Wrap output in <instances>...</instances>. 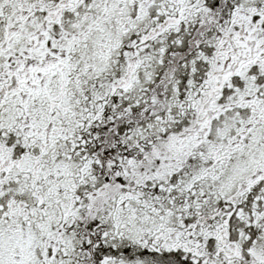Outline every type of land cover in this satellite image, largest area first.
<instances>
[{
  "label": "flooded vegetation",
  "instance_id": "obj_1",
  "mask_svg": "<svg viewBox=\"0 0 264 264\" xmlns=\"http://www.w3.org/2000/svg\"><path fill=\"white\" fill-rule=\"evenodd\" d=\"M235 7L233 0H0V193L37 194L18 201L20 211L0 202V232L20 234L21 243L0 252V264H113L117 255L123 264H264V44L243 41L259 21ZM212 124L219 138L210 136ZM146 130L171 137L146 143ZM186 140L181 159L175 146ZM79 144L91 152L73 180L60 181L47 164ZM147 144L176 178L173 221L149 248L129 239L113 255L109 236L99 239L96 222L81 219L84 193L119 184L132 167L144 174ZM162 149H172L169 160ZM246 158L250 171L232 179ZM52 209L62 241L55 250L40 243L33 260L29 232H42ZM64 239L80 245L62 249Z\"/></svg>",
  "mask_w": 264,
  "mask_h": 264
},
{
  "label": "rangeland",
  "instance_id": "obj_2",
  "mask_svg": "<svg viewBox=\"0 0 264 264\" xmlns=\"http://www.w3.org/2000/svg\"><path fill=\"white\" fill-rule=\"evenodd\" d=\"M240 8L246 11V13L250 16H254L258 18V21L260 22V25L257 30L252 31V33H243L241 37L243 38V41H248L250 44L251 42H256L257 44L261 42L264 44V29H262L261 24L264 22V0H240L239 6L235 9ZM264 47V46H263ZM105 58H102L101 64L104 63ZM95 61V60H92ZM90 64L95 63L89 61ZM106 63V62H105ZM99 65V63H98ZM98 66L101 71L105 70L106 72L109 70L107 67ZM217 84V81H212L210 85V91L211 89H214V86ZM248 84V83H247ZM249 90H252L251 87L248 88ZM88 90V97L89 96H97L99 93L95 91V93H91L89 89ZM154 124L157 123V119L153 120ZM214 124H212L213 126ZM220 126L214 125L213 129H216V131H213L210 133V129L207 132V136L210 133V136L213 138H219V129ZM184 129H181L178 131V134L182 133ZM218 132V133H217ZM67 134H70V132H65V137ZM180 137H186V131L178 136ZM186 139V138H184ZM183 139V140H184ZM187 140L184 142H179L178 145L175 146V148L180 149L179 155L186 154L187 149ZM169 146V145H168ZM93 146L90 145H84L82 144L73 145L67 150L66 152H63V157L60 156V152L57 150L56 155L54 156V160L50 162V165L47 164L50 167V170H52L53 173H55L58 176V179L61 181L62 178H65L67 175L72 180L74 179V176L78 175V171L81 167L80 162H82L84 159V156L89 155L91 152ZM166 148V146L162 147ZM50 147H46L45 151L43 153L46 154L47 151H49ZM75 149V152H74ZM169 150V149H168ZM170 153H172V149L169 151H166L165 149H162V154H165L166 160L170 159ZM48 154V153H47ZM46 154V155H47ZM61 154V155H62ZM152 156L150 157L149 161L146 162V166L144 168V174L141 173V169L139 167H132L130 168V173L128 174V177H120V183H114L110 184V186L105 189L104 191L99 190L97 192H85L83 200L85 201V205L82 210V221H86L89 223V221L96 222V230H98L100 227L104 229L102 232L103 235L107 234L109 236L110 241H112V247L117 248L121 245L127 243L129 239H131V243L138 244L137 246H140V249H143V247L149 248L150 242L148 239H152L158 231L161 229V225L166 228H170L173 218V210H170V205H177V202L173 199L172 196L173 193L170 190H174L173 188V182L176 179L170 172H166V169L168 167L167 162H157L155 163V156L157 153L154 154L152 151L150 153ZM79 156L81 159L76 160V158L72 156ZM70 156V157H69ZM52 158V156H51ZM252 167V161H250V158H246L243 160L240 164H238L234 168L233 174H230V177L234 180H240L239 177L242 174H246L250 171V168ZM70 172V173H69ZM85 175V174H84ZM97 175V174H96ZM89 176V174H88ZM180 178V177H178ZM124 179V182L121 180ZM230 178L227 177L226 180ZM152 184V186H148V188H145L144 186L146 183ZM143 186L145 190L153 191L151 198L146 201V197L141 194L142 191H140V186ZM3 190V189H2ZM4 192L0 193V198H5L4 200H1L0 202L7 201V205L10 202H15V211H20L21 207L19 208L18 201L21 200H27L28 198H36L37 194L31 193L30 194H23V193H17L16 192H7L3 190ZM51 194V193H50ZM48 195L51 199L49 201H54L55 196L52 197V195ZM30 196V197H29ZM117 196L116 198L112 199L113 197ZM183 196V195H182ZM119 200V203H118ZM141 200V202H140ZM22 202V201H21ZM63 201L59 203L61 205ZM168 203V204H167ZM20 204V203H19ZM119 204L121 205H132L134 207V212L129 210L128 206H125L123 208L119 207ZM10 205V204H9ZM12 205V204H11ZM97 205V209H94V207ZM107 205H115L114 208L111 210L110 213V223L107 228L109 229V232L107 233L104 228V223L107 219ZM142 205H144V211L145 218H143V214H140L142 212ZM110 207V206H109ZM159 207H163V210L157 209ZM91 208V209H90ZM5 210V208H0ZM26 209V208H25ZM80 210V209H78ZM100 210V211H99ZM109 212V211H108ZM120 222L118 219V215L120 214ZM21 213H25V210H22ZM31 211L29 212V217H31ZM137 214V219L140 221L135 220ZM7 216V213L5 214ZM54 215V210H50L49 214L43 215V231L42 232H35L31 233L29 232V243L32 246V259L34 260L36 253L35 250L40 245V243L49 244V249L55 250L57 249V243H61L63 238V230L62 226L58 230H56L52 224L54 219L51 217ZM155 217L159 221L156 223L154 222ZM106 228V229H107ZM162 231H160L161 233ZM10 235V236H9ZM45 238V239H44ZM44 240L46 242H44ZM65 245L62 249H68L72 250L75 249L76 246L80 245V242H74L71 240L66 241ZM119 240V241H118ZM129 241V242H130ZM20 243V234L18 235L16 232L13 233H7L4 231V229L0 232V252L10 250V245ZM130 243V246L132 244ZM21 244V243H20ZM128 244V243H127ZM125 244V246L127 245ZM72 248V249H71ZM3 252V254L5 253ZM113 254V251H112ZM118 258L113 260V264H123L124 258L120 255H117ZM74 262V261H73ZM100 264H105L104 260H100ZM110 264V263H108ZM143 264V263H142ZM147 264V263H145Z\"/></svg>",
  "mask_w": 264,
  "mask_h": 264
},
{
  "label": "trees",
  "instance_id": "obj_3",
  "mask_svg": "<svg viewBox=\"0 0 264 264\" xmlns=\"http://www.w3.org/2000/svg\"><path fill=\"white\" fill-rule=\"evenodd\" d=\"M227 1V4H229L232 0H226ZM234 2H236V0H233ZM226 9H229L228 7L226 8ZM263 28H264V25H263ZM147 130H148V128H147ZM146 130V131H147ZM131 133H132V131H131ZM156 136H162V137H171V135H170V131L169 130H166L165 132H163L162 134H158L155 130H152L151 132H148L147 131V133H146V137L148 138L147 140L148 141H146V143L147 142H150V143H153V139H154V137H156ZM154 146L153 145H146V149L147 150H150V152H151V149L153 148ZM106 148V147H105ZM132 145H130V153H132ZM121 149V147L118 149V150H120ZM128 154H129V151H128ZM104 170H106V167H104L103 168ZM148 186H152V184H151V182L150 183H146V188H148ZM152 193H153V191H150V190H145V191H143V192H141V194H143V196H145L146 197V201H148L150 198H151V196H152ZM140 202H141V200H140ZM168 204V203H167ZM102 227H100L99 229H98V235H99V239H100V237H101V235H102V233H100V229H101ZM104 228H105V226H104ZM108 233V232H107ZM108 239L107 238H104L103 239V241H101L100 243H99V246H105V244H106V241H107ZM100 248V247H99ZM112 250H113V253L116 255L117 254V249L116 248H112ZM113 254V255H114Z\"/></svg>",
  "mask_w": 264,
  "mask_h": 264
}]
</instances>
